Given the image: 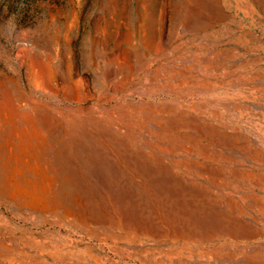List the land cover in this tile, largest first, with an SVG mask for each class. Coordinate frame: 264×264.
<instances>
[{"label":"rangeland","instance_id":"374dc122","mask_svg":"<svg viewBox=\"0 0 264 264\" xmlns=\"http://www.w3.org/2000/svg\"><path fill=\"white\" fill-rule=\"evenodd\" d=\"M0 264H264V0H0Z\"/></svg>","mask_w":264,"mask_h":264},{"label":"bare ground","instance_id":"6f19581e","mask_svg":"<svg viewBox=\"0 0 264 264\" xmlns=\"http://www.w3.org/2000/svg\"><path fill=\"white\" fill-rule=\"evenodd\" d=\"M184 2H186V3H189V1L190 0H183ZM198 1H201V0H198ZM35 123V122H34ZM35 125H37L36 123H35ZM33 126H34V124H33ZM23 132L25 133V134H22V135H24V137L26 138V139H28V143L29 144H27V146H29V152L31 151V153H32V157H34L35 158V160L38 162L40 159H41V161H46L47 159H44V157H45V154H46V151H47V149H42V147H46V145H48V143L46 142V140H45V137H43V135H41V133H40V130L37 128H35V129H33V131L32 132H28V129H23ZM26 132H28L27 134H26ZM41 135V136H40ZM37 138H39V140H37ZM46 142V143H45ZM24 143V142H23ZM19 149H20V153H23L24 152V149H22V147H21V145L19 144ZM13 155H16L17 157H18V155L19 154H17V152L16 153H14ZM29 155V154H28ZM31 157V158H32ZM78 158H79V155L76 153V151L75 150H66V154H65V161H66V163L68 164V165H70L69 166V169L71 170V179H73V180H75L76 182H77V184H78V187H81V189L83 190V192H84V194L87 192V193H89V191L91 190V189H89V188H87L86 186H83V182H81V180H82V177H80V173H79V171H78V167H75L74 169H73V167H71V164L70 163H73V162H76V163H78ZM49 166L50 165H48L47 167H46V169H49ZM26 167V166H25ZM45 169V168H44ZM45 169V170H46ZM30 182H32V183H36L37 182V180L36 179H32V180H30ZM74 182V181H73ZM88 183V182H87ZM85 185V184H84ZM88 196V195H87Z\"/></svg>","mask_w":264,"mask_h":264}]
</instances>
